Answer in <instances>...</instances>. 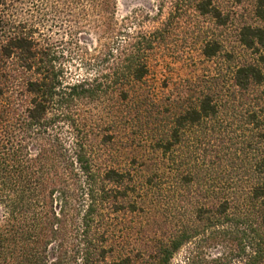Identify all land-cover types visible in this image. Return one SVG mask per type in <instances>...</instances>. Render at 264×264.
I'll return each mask as SVG.
<instances>
[{
	"label": "trees",
	"instance_id": "obj_1",
	"mask_svg": "<svg viewBox=\"0 0 264 264\" xmlns=\"http://www.w3.org/2000/svg\"><path fill=\"white\" fill-rule=\"evenodd\" d=\"M60 1L72 22L67 41L49 40L38 26L17 19L12 0H0V264H168L207 230L215 242L234 241L244 264H264V107L249 105L235 116L231 103L253 93L257 102L263 98L264 28L240 29V44L255 57L234 67L230 94L201 91L176 110L168 129L160 124L150 146L161 161L138 175L106 153L111 135L103 131L99 138L97 123L105 119L95 110L136 94L150 56L178 18L191 13L222 25L223 14L214 0H159L155 15L119 20L116 0ZM254 13L264 21V0ZM82 32L96 45L84 49L77 39ZM219 49L217 41L202 42L206 58ZM242 120L249 126V155L241 148L245 169L232 184H211L222 174L211 177L207 158L210 149L220 150L199 138L189 146L191 134ZM219 138L228 142L224 134ZM167 193L183 221L158 239L153 253L134 254L118 214L144 209L149 198L165 201Z\"/></svg>",
	"mask_w": 264,
	"mask_h": 264
},
{
	"label": "rangeland",
	"instance_id": "obj_2",
	"mask_svg": "<svg viewBox=\"0 0 264 264\" xmlns=\"http://www.w3.org/2000/svg\"><path fill=\"white\" fill-rule=\"evenodd\" d=\"M159 0H116V17L119 20L132 17L136 13L153 16L157 12ZM16 8V17L20 21H26L29 25L38 26L51 41L64 40L65 31L72 26L68 15V6L60 0H12ZM258 0H214L215 5L223 14L224 24L216 25L208 16H197L188 13L177 19L168 34L167 40L160 49L150 56L149 73L147 77L138 83L129 96V100L122 102L116 100L114 106L98 107L101 121V133L111 135L106 153L115 158V163L122 168L138 172H152L157 163L161 161L158 152L150 146L151 141L157 135L156 128L161 124L164 130L168 129L170 118L176 110L181 109L188 101L197 97L201 91H209L212 88L218 93L229 95L232 87V71L236 65L250 61L254 54L246 50L239 42V31L243 26L263 27L264 21L255 16V6ZM59 12V13H58ZM170 9L162 12L159 21H166ZM80 45L86 49L95 44V37L88 32H82L77 36ZM217 41L220 45L219 52L212 58H206L202 52L204 40ZM257 56V54H256ZM264 67V64L262 63ZM261 100L257 102L252 97L242 98V104L235 98L231 103L236 108L235 116L242 114L253 107H264V86L259 89ZM134 96L144 97V101H136ZM226 100L227 97L224 96ZM230 101V100H229ZM249 107V108H247ZM229 111H233L232 107ZM109 118L114 123L109 121ZM116 122V123H115ZM248 124L246 122L230 125H220L214 129H202L204 138L192 133L189 146H193V139H203L207 149L215 145L220 151L209 152V173L211 177L221 178L222 181H210L211 184L226 182L234 183L236 175L242 174L245 168L243 160L249 155L244 141L249 137ZM224 131V132H223ZM224 139L220 141V136ZM201 135V136H202ZM98 138V139H99ZM190 140V139H189ZM183 151H189L186 141L183 142ZM230 148L226 151L224 147ZM241 148L246 153L241 152ZM217 160L214 165L213 162ZM113 158V159H114ZM135 159V165L129 161ZM134 160V161H135ZM128 162V164H127ZM198 168V164H196ZM141 171V172H140ZM186 171V170H184ZM171 173L169 172V177ZM170 183V178L168 179ZM245 185V183H244ZM165 201L147 199L144 209L136 213L120 212L118 219L124 224L129 239L133 241L134 254L136 251L153 253L158 239L177 229V224L183 221L180 212L176 211L173 197L167 193ZM192 217L191 213H186ZM193 218V217H192ZM177 225V226H176ZM176 226V227H175ZM175 227V228H174ZM173 228V230H172ZM210 230L200 233L192 245L181 248L170 259L168 264H244L245 257L232 250L236 243L232 240L215 242L211 239ZM189 253L191 260L186 261ZM139 259V252L136 254ZM231 258V260H229ZM137 259V258H136ZM229 261V262H227ZM227 262V263H226Z\"/></svg>",
	"mask_w": 264,
	"mask_h": 264
}]
</instances>
